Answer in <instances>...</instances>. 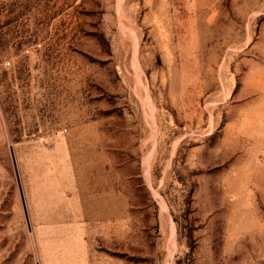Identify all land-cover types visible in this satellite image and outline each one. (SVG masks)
Returning <instances> with one entry per match:
<instances>
[{"label":"rangeland","instance_id":"374dc122","mask_svg":"<svg viewBox=\"0 0 264 264\" xmlns=\"http://www.w3.org/2000/svg\"><path fill=\"white\" fill-rule=\"evenodd\" d=\"M0 264H264V0H0Z\"/></svg>","mask_w":264,"mask_h":264}]
</instances>
